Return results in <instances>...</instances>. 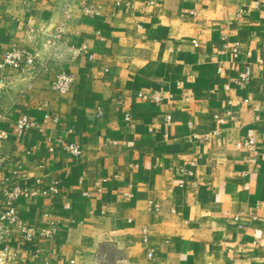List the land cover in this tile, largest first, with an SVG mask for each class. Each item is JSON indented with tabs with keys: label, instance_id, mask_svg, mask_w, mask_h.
<instances>
[{
	"label": "crops",
	"instance_id": "crops-1",
	"mask_svg": "<svg viewBox=\"0 0 264 264\" xmlns=\"http://www.w3.org/2000/svg\"><path fill=\"white\" fill-rule=\"evenodd\" d=\"M151 1L0 0V58L23 47L39 68L0 71L2 175L45 193L18 201L20 219L60 222L52 240L10 236V257L264 264V0Z\"/></svg>",
	"mask_w": 264,
	"mask_h": 264
},
{
	"label": "built area",
	"instance_id": "built-area-1",
	"mask_svg": "<svg viewBox=\"0 0 264 264\" xmlns=\"http://www.w3.org/2000/svg\"><path fill=\"white\" fill-rule=\"evenodd\" d=\"M150 4L152 1L150 0ZM84 13L87 15H92L95 12L92 9H84ZM64 32V26L58 29V34ZM41 67V66H40ZM6 68L17 69L21 72L29 73L34 70H38V61L36 57L31 54L28 50L23 47H14L6 52H4L0 58V71ZM250 73L244 72L240 75L239 82L241 84L246 83L249 80ZM74 83L73 76L71 74L61 72L54 76L51 81V89L55 91L60 96H66L72 90ZM145 99V97L140 96ZM150 100L153 103L159 104L162 102V97L160 94L155 93L150 96ZM4 120L3 116H0V124ZM125 120L129 121L130 116L126 115ZM166 123L171 122V117L167 116L165 118ZM218 123H223V118L217 117ZM33 126V122L29 120L26 116L20 118L15 126V131L21 134L29 130ZM5 139V134L0 130V140ZM254 140L248 139L243 143L236 144L237 148H247L255 154L254 151ZM67 153L72 157H77L79 155V150L76 146H68L66 148ZM5 157L0 153V264H27L25 260L19 257H10L9 255V241L8 238L13 234L17 235L18 240L25 245H34L45 240H52L60 230V222L54 221L48 223L44 228L38 226L30 225L28 222L20 219L18 212V201L23 199L25 202H30L36 199L40 194H45L39 189L35 188L22 189L16 183H11L7 178H4L3 168H4ZM38 185V181L35 182ZM59 180H53L50 191L53 194H58L59 192ZM148 230H143V241L147 242ZM40 256V250L37 249L34 252V258L38 259ZM147 257L152 259L153 253L150 251L147 253Z\"/></svg>",
	"mask_w": 264,
	"mask_h": 264
}]
</instances>
